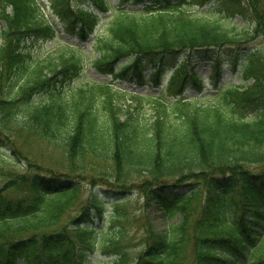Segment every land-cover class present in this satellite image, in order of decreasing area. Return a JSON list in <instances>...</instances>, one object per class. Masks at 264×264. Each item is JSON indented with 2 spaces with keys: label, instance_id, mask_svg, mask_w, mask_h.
<instances>
[{
  "label": "trees",
  "instance_id": "1",
  "mask_svg": "<svg viewBox=\"0 0 264 264\" xmlns=\"http://www.w3.org/2000/svg\"><path fill=\"white\" fill-rule=\"evenodd\" d=\"M49 1L0 0V264H264V0Z\"/></svg>",
  "mask_w": 264,
  "mask_h": 264
},
{
  "label": "rangeland",
  "instance_id": "2",
  "mask_svg": "<svg viewBox=\"0 0 264 264\" xmlns=\"http://www.w3.org/2000/svg\"><path fill=\"white\" fill-rule=\"evenodd\" d=\"M40 2H43L44 5L46 6V9L50 12L51 9H49V1L48 0H40ZM211 4H206L203 7H195V11L197 13H199L200 15H203L204 17H215L216 15H218L217 13L215 14V12H212L209 7ZM51 13V12H50ZM49 17L51 19H54V23L55 25H57L59 27V29L62 31L61 36L63 39H70V40H74V38L70 37L66 31L64 30V25L61 23V21L59 20V18H56V16L51 13L49 15ZM238 19V23L237 25H241L243 26L244 22L240 21L239 18ZM229 20V19H228ZM2 26V23L0 22V27ZM263 42V39L261 38V36L255 37L254 41L250 42V46L252 45V43L258 44L256 46H260ZM261 43V44H260ZM39 41H36V46L34 43H30L27 44L28 47L30 49L33 50V53H37L35 48L38 47ZM260 44V45H259ZM45 47L46 48H51L54 46V42H46L45 43ZM35 46V47H34ZM44 47V48H45ZM228 56L225 55V58L227 60V62H225L224 66H223V79H222V83H237V82H241L242 81V77H241V68H242V61L238 60L237 63L232 64L230 63L231 61L229 59H227ZM96 56L93 55H89L85 57L84 60V71L82 73V75L80 77H77L75 80V83H77L78 81H85L86 79H90V78H96L99 80H107V81H112L114 82L116 87H122V86H126L127 89H139L140 91L146 92V91H157L159 90L160 86L157 85H153L151 83L150 80H146L147 83H145L144 85H137L135 83V80L126 83V81L122 82V78L120 77H115L113 78V74L112 73H108V72H102V69H100L96 63ZM116 71V70H115ZM210 71V68L205 67L203 69V71L201 72L203 75H207L208 72ZM148 73H150L148 71ZM208 80V79H207ZM210 86V85H209ZM124 95L126 98H130V96L128 94H122ZM37 96V95H36ZM124 96H121V98L123 99ZM42 96H37L36 100L41 99ZM29 147H31V153L29 154L32 158H38L39 156H41L43 159H45V163L46 165H52L53 160L56 158L54 157V146L53 147H49L47 145V147L45 148L44 145H38V142L33 141V143H30ZM37 148V149H36ZM26 150V149H25ZM27 151V150H26ZM28 152V151H27ZM39 154V155H38ZM53 166V165H52ZM136 237H139V235H136Z\"/></svg>",
  "mask_w": 264,
  "mask_h": 264
}]
</instances>
